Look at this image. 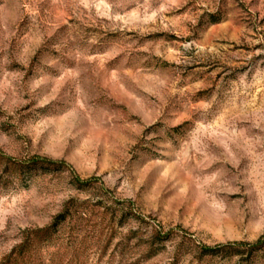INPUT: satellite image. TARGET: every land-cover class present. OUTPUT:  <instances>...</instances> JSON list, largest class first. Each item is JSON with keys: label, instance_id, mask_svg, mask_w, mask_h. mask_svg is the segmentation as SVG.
<instances>
[{"label": "rangeland", "instance_id": "obj_1", "mask_svg": "<svg viewBox=\"0 0 264 264\" xmlns=\"http://www.w3.org/2000/svg\"><path fill=\"white\" fill-rule=\"evenodd\" d=\"M0 153V260L74 200L115 237L44 264H242L196 246L264 238V0H0Z\"/></svg>", "mask_w": 264, "mask_h": 264}, {"label": "trees", "instance_id": "obj_2", "mask_svg": "<svg viewBox=\"0 0 264 264\" xmlns=\"http://www.w3.org/2000/svg\"><path fill=\"white\" fill-rule=\"evenodd\" d=\"M0 160L5 161L7 164L16 162L7 158L2 153H0ZM23 165H26L27 169L31 168V165L43 168L58 167V165L63 167V163H56L39 157L31 159ZM74 181L77 183L74 185L78 189L95 185L87 184L88 182L82 183L77 177H74ZM87 205L88 203H78L71 200L48 227L24 231L20 243L14 246L10 253L0 260V264H44L45 260L53 262L62 252L63 255L64 253H68V248L64 246L65 243L71 245V243L76 242L78 245L74 252L79 251L80 253L89 239L94 241L93 247L106 241L105 248H107L113 241L116 233L113 225L114 218L112 220L108 218V210L100 213V209L97 207L100 205L99 203L92 206ZM126 219L127 214L124 213L120 218L121 226L126 225ZM263 244L264 238H261L253 244L228 243L215 247L200 245L196 246V249L200 260L209 259L213 261L218 258L229 260L233 257H240L243 264L251 263L254 254L262 250Z\"/></svg>", "mask_w": 264, "mask_h": 264}]
</instances>
